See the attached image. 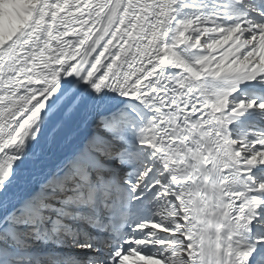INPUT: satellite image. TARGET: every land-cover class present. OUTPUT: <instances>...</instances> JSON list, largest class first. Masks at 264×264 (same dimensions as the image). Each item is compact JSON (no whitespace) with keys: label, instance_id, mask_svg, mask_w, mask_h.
Returning a JSON list of instances; mask_svg holds the SVG:
<instances>
[{"label":"snow or ice","instance_id":"snow-or-ice-1","mask_svg":"<svg viewBox=\"0 0 264 264\" xmlns=\"http://www.w3.org/2000/svg\"><path fill=\"white\" fill-rule=\"evenodd\" d=\"M0 264H264V0H0Z\"/></svg>","mask_w":264,"mask_h":264}]
</instances>
